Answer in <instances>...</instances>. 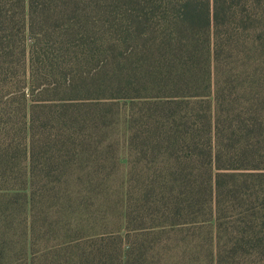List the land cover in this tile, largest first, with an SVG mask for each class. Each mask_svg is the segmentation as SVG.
<instances>
[{
  "label": "trees",
  "instance_id": "16d2710c",
  "mask_svg": "<svg viewBox=\"0 0 264 264\" xmlns=\"http://www.w3.org/2000/svg\"><path fill=\"white\" fill-rule=\"evenodd\" d=\"M263 18L264 0H0V115L7 110L4 88L30 92L12 97L20 105L17 133L24 158L12 155L16 134L0 128V264L14 263L17 256L37 264L35 207L46 198L40 185L48 179L45 170L61 167L63 184H76L70 171L76 156L65 154L81 146L80 123L106 125L101 106L115 99L131 102L126 115L131 155L162 158L161 186L142 209L155 204L175 225L208 217L214 264H264V118L254 108L226 109L234 100L218 80L224 60L241 58L260 43ZM115 39L114 51L104 48L111 41L101 40ZM90 62L98 67L91 84L87 77L78 81ZM18 71L20 87L13 79ZM57 78L62 86L53 85ZM57 89L60 99L30 97ZM107 90L110 96L102 97ZM39 113L63 125L53 138L65 149L44 159L45 178L37 173L35 153L50 137L36 140L38 123L45 125ZM69 123L73 126L65 128ZM137 123L147 127L142 136L135 132ZM143 136L147 147H134ZM88 178L90 184L95 180L93 174ZM72 194L64 195L70 200Z\"/></svg>",
  "mask_w": 264,
  "mask_h": 264
},
{
  "label": "rangeland",
  "instance_id": "374dc122",
  "mask_svg": "<svg viewBox=\"0 0 264 264\" xmlns=\"http://www.w3.org/2000/svg\"><path fill=\"white\" fill-rule=\"evenodd\" d=\"M119 9L121 8L117 10ZM260 21L261 28H264V18ZM95 25L100 26L98 22ZM15 38L21 44L24 42L21 36ZM260 40L255 47L249 46L243 57L224 60L219 69L218 80L225 95L234 100L233 104H225L226 109L235 107L248 113L254 108L264 118V33ZM27 41L30 43L31 38L27 37ZM95 41L97 44L111 41L109 45L103 43V46L114 51L116 39ZM119 48L122 52L123 48ZM78 53L81 55L79 50ZM96 67V62L84 65V75L78 76V81L87 77L86 83L91 84ZM19 78V71L13 74L15 83L17 80L19 83ZM7 82L11 85L12 79L8 78ZM53 83L56 87L62 86L63 80L57 78ZM21 85L19 83L17 86ZM10 87L4 88L2 93L3 101L7 103L2 107H7V110L0 115V128L7 127L11 129L13 136L16 134L13 137L15 140L12 143V155L22 159V133H17L22 117L17 114V106L20 105L12 97L20 98L21 92L28 93L29 96L30 92L23 87ZM60 89L50 94H39L36 91L30 97L32 101L53 97L60 99ZM92 93L93 88L89 95ZM109 96L108 91L102 97ZM113 101V105L112 102H107L108 105L101 103L105 105L101 107L107 117L106 125L94 128L93 123H80L77 143L81 146H75L65 154L71 158L76 156L70 170L75 171L76 184L72 187L63 184L65 172L61 167L53 165L45 170L48 179L40 185L46 191V198L44 203L40 202L35 207L39 227L36 230L34 249L37 264H46L52 259L56 260L53 264H214V235L206 221L208 217L200 219L199 222L175 225L171 220L162 218L160 211L150 201L146 212L142 209L145 199L152 200L161 186L158 181L162 179V158L161 155H131L129 139L127 140L128 124L126 125L131 102L129 99ZM39 115L44 116L45 125L38 123L36 140L44 135L50 137L44 148L41 143L36 142V169L45 178V172L41 170L42 163L63 147L62 140L54 141L53 138V135L63 133V125L47 118L49 114ZM137 124L135 132L139 130L138 136H142L147 127L142 123ZM68 126L73 124L69 123L65 128ZM147 142L143 136L134 142V147L146 148ZM77 155L84 157L79 160L80 156ZM86 155L92 157L87 159ZM89 174L95 176L92 184L89 183ZM150 190L152 193L147 198ZM66 191L73 193L70 196L71 201L64 195ZM127 215L128 226L124 225ZM15 223L19 221L15 220ZM16 241L19 246L20 241ZM122 253H125L124 258ZM24 261L22 256H17L11 264H24Z\"/></svg>",
  "mask_w": 264,
  "mask_h": 264
}]
</instances>
